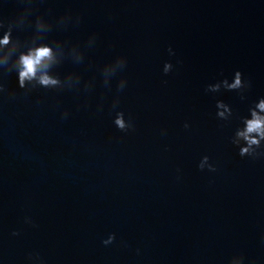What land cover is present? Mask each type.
Returning a JSON list of instances; mask_svg holds the SVG:
<instances>
[{
    "label": "water",
    "instance_id": "1",
    "mask_svg": "<svg viewBox=\"0 0 264 264\" xmlns=\"http://www.w3.org/2000/svg\"><path fill=\"white\" fill-rule=\"evenodd\" d=\"M23 7L0 0V18ZM35 7L33 19L72 16L48 40L84 51L81 63L69 57L56 70L82 82L25 94L17 74L0 69L14 93L0 94V264H241L239 254L264 264V155L242 157L232 143L247 146L236 132L264 98V0ZM121 56L126 66L105 86L104 66ZM236 71L248 86L229 91L222 81L233 83ZM218 82L219 91L208 90ZM218 101L232 108L229 119L217 116ZM118 111L134 130L115 126Z\"/></svg>",
    "mask_w": 264,
    "mask_h": 264
},
{
    "label": "clouds",
    "instance_id": "2",
    "mask_svg": "<svg viewBox=\"0 0 264 264\" xmlns=\"http://www.w3.org/2000/svg\"><path fill=\"white\" fill-rule=\"evenodd\" d=\"M38 0H22L24 7L18 14L10 19L0 18V69L7 73L15 72L18 76V86L24 89L25 94L32 92L37 88H44L55 91L63 90H79L82 82V76L76 72H70L63 79L57 73V69L69 57L76 63H81L84 60V51L78 45L68 47L66 42L54 40L49 43L48 37L52 33L54 27L66 25L72 20L70 14L61 16L57 21L49 19L45 14L39 13L33 19V13L37 11L35 5ZM77 22L79 17L76 18ZM25 29H30V34L21 39L19 33ZM95 36L89 38V46L95 42ZM170 53L172 52L169 49ZM174 54V53H172ZM127 60L125 57H118L115 61L107 64L103 68V77L105 86H110V80L113 75L122 70L126 66ZM173 68L171 63H166L164 72L167 74ZM126 79H121L118 84L117 91H122L126 85ZM223 87L229 91L241 90L248 85L243 80V73L236 71L234 74V82L229 83L227 79L222 81ZM94 85V81H87L83 84V88L88 91ZM221 83L209 85L208 90L219 91ZM0 94L14 95L8 93L6 85L0 82ZM119 96L113 100L112 108L115 109L119 105ZM102 108V105H101ZM217 109H222L217 112V116L227 120L232 116V108L223 101L217 102ZM258 109V110H257ZM250 116L243 117L244 129L237 130L236 136L243 139L247 146H240L239 140H232V143L240 148V155L256 158L264 155L258 152L262 146L261 141L264 140V98H261L254 107L249 109ZM68 111L65 110L63 117L67 118ZM250 117V118H249ZM115 126L122 132L134 130V125L130 120L125 118L123 111H118L114 119ZM188 127V125H185ZM258 137V138H257ZM204 162L209 161V157L205 156L202 159ZM199 168L205 169L204 163L199 164ZM210 171H216V168L209 164L207 167ZM116 240L115 233L103 241L105 245L112 244ZM239 257L241 264H244L243 254L235 255ZM232 257V258H233ZM33 264H36L38 257H30Z\"/></svg>",
    "mask_w": 264,
    "mask_h": 264
}]
</instances>
